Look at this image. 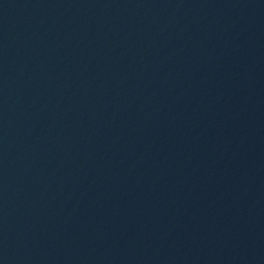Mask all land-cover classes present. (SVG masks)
Listing matches in <instances>:
<instances>
[{
  "label": "water",
  "instance_id": "water-1",
  "mask_svg": "<svg viewBox=\"0 0 264 264\" xmlns=\"http://www.w3.org/2000/svg\"><path fill=\"white\" fill-rule=\"evenodd\" d=\"M48 0H0V53Z\"/></svg>",
  "mask_w": 264,
  "mask_h": 264
}]
</instances>
